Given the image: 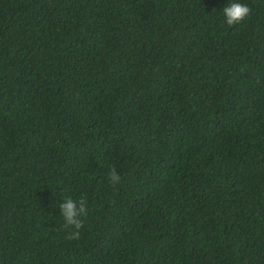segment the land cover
<instances>
[{"label":"trees","instance_id":"obj_1","mask_svg":"<svg viewBox=\"0 0 264 264\" xmlns=\"http://www.w3.org/2000/svg\"><path fill=\"white\" fill-rule=\"evenodd\" d=\"M224 2L0 0V264H264V0Z\"/></svg>","mask_w":264,"mask_h":264},{"label":"clouds","instance_id":"obj_2","mask_svg":"<svg viewBox=\"0 0 264 264\" xmlns=\"http://www.w3.org/2000/svg\"><path fill=\"white\" fill-rule=\"evenodd\" d=\"M249 12L250 9L248 5L242 2V0H225L220 9L224 22L229 26L240 22L244 17L248 16ZM120 180V174L115 168H111L108 172V182L112 185H116ZM57 207L59 208V214L63 219L64 226H70L68 238H79V230L83 224L82 217L86 215V203L84 199L80 198L76 200L71 196H63Z\"/></svg>","mask_w":264,"mask_h":264}]
</instances>
